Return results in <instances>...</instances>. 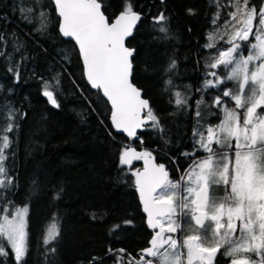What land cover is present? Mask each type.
Listing matches in <instances>:
<instances>
[{
	"label": "trees",
	"instance_id": "trees-1",
	"mask_svg": "<svg viewBox=\"0 0 264 264\" xmlns=\"http://www.w3.org/2000/svg\"><path fill=\"white\" fill-rule=\"evenodd\" d=\"M130 2L142 13L133 35L126 40V45L135 49L131 79L160 122L157 128L151 122L146 124L136 133L133 144L150 152L158 164L165 165L169 178L179 181L194 160L206 155L202 149L197 155H185L197 147L199 137H193L198 124L197 101L203 97L199 121L214 125L223 114L211 107L213 98L223 88L238 91L233 81L221 89L198 91L205 79L211 78L206 76L205 63L215 49L205 45L216 31L212 21L218 11L217 0ZM262 2L250 0V5L258 10ZM124 3L103 0L110 18L123 9ZM219 3L227 5L229 0ZM29 7H33V0H0V35L5 37L0 51L7 53L0 56V108L9 105L18 110V128L9 134L13 144L6 162L14 183L0 190V205L9 207L11 202L13 208L27 206L28 252L24 264H88L93 257L99 258L96 264H117L118 257L124 264H135L152 233L141 212L132 176L139 164L119 165L120 150L127 141L112 131L106 101L84 81L76 48L57 31L58 19L50 0H39L34 13L25 19L21 10L26 13ZM41 10L48 17L45 31H38ZM229 10L235 9H220L219 25ZM160 12L167 17V36L152 20ZM17 42L23 45L19 52L15 50ZM217 47L227 45L219 41ZM245 50L243 44L244 55ZM173 59L176 67L167 75L164 69ZM15 65L19 66V80L8 71ZM216 71L224 73L222 68ZM54 77L59 79L54 93L58 108L42 97L43 82L55 84ZM168 79L172 80L170 90H166ZM176 91L188 97L186 107L175 105L172 93ZM227 107H234V103L228 100ZM5 123L0 118V125ZM216 150L229 151L227 147ZM57 192L59 199H54ZM213 193L219 201L225 186L213 185ZM52 223L59 234L45 246L44 232ZM172 235L179 241L182 238ZM8 251V256H0V264H16L11 249ZM224 253L221 248L214 264L227 263Z\"/></svg>",
	"mask_w": 264,
	"mask_h": 264
},
{
	"label": "snow or ice",
	"instance_id": "snow-or-ice-1",
	"mask_svg": "<svg viewBox=\"0 0 264 264\" xmlns=\"http://www.w3.org/2000/svg\"><path fill=\"white\" fill-rule=\"evenodd\" d=\"M53 3L60 34L74 40L78 47L84 77L110 105L112 127L129 138L135 137L136 130L148 122L153 128L159 127V118L149 101L132 82L135 49L126 46L142 14L133 9L130 0H125L123 9L114 19L108 16L103 0H53ZM38 5L39 0H33V7L26 13L22 9L21 15L28 19ZM216 6L218 11L212 21L216 31L210 34L205 45L215 49L205 63L206 76L211 78L205 79L198 91L221 89L227 81L235 82L238 91L223 88L222 93L213 98L211 107L219 109L223 118L205 131H201L203 126L199 124L203 97L197 101L198 124L193 137L199 138L193 153L185 155H197L198 149H202L206 153L204 158L194 160L180 180L173 181L165 165L150 163V152H137L130 145L120 150V166L131 165L133 160H143L145 165L143 170L133 171L132 176L153 234L149 247L142 249L135 264H184L181 249L187 250V264H214L221 248H225L224 254L230 257H237L239 253L255 257L238 256L231 259V264H264V6L257 10L255 5H250V0H229L227 5L217 0ZM225 6L235 10H229L227 18L219 25L220 9ZM39 18L38 31H45L46 13L41 10ZM152 20L159 26L158 31L167 36L165 14L160 12ZM3 41L5 37L0 35V42ZM219 41L228 46L218 48ZM243 44L248 45L247 55L242 52ZM22 47L17 42L15 50L19 52ZM4 55L7 53L0 51V56ZM175 67L173 59L164 71L170 75ZM221 68L223 74L216 71ZM8 71L19 80L18 65L9 67ZM53 79L55 84L43 82L42 95L58 108L54 93L59 79ZM171 86L172 80L168 79L166 90ZM172 95L178 108L188 105L184 93L176 91ZM228 100L234 107H227ZM4 112L7 115H3ZM17 113L18 110L9 105L0 108V118L6 122L0 125V190L14 183L6 162L13 144L9 134L18 128ZM214 146L227 147L229 151L219 152ZM230 152H234V159ZM220 184L225 186V195L218 201L213 185ZM54 199H59V192ZM0 208L4 213L0 215V256H8L11 249L16 264H24L28 252L27 206L13 208L9 202V207L0 205ZM182 217L188 218V227L194 234L185 235L181 243L172 234L184 230ZM209 233L211 246H208ZM58 234L55 223L50 224L44 232V245H51ZM112 251L109 249V254ZM98 259L93 257L88 264H96ZM117 264H124L122 257L117 258Z\"/></svg>",
	"mask_w": 264,
	"mask_h": 264
},
{
	"label": "water",
	"instance_id": "water-1",
	"mask_svg": "<svg viewBox=\"0 0 264 264\" xmlns=\"http://www.w3.org/2000/svg\"><path fill=\"white\" fill-rule=\"evenodd\" d=\"M50 2H51V4H52V6H53L54 13H55V15H56V17H57V19H58V22H57V31H58L59 35H60L63 39L69 40V41H71V42L73 43L74 47L76 48L77 55H78V58H79V61H80V65H81L82 75H83L84 81L86 82V84L88 85V87H89L91 90L96 91L95 89H92V88H91L90 84H88L86 78L84 77V74H83V63H82V61H81V59H80V57H79V51H78V47L75 45V41L72 40L71 38L63 37V36L60 34V32H59V17H58V15H57V13H56V10H55V4L53 3V0H50ZM135 11H137V10H135ZM119 12H120V11H118L115 15H118ZM137 12H138V13H141V12H139V11H137ZM141 14H142V13H141ZM115 15H114L113 17H111V19H114V18H115ZM128 38H129V37H128ZM128 38H127V39H128ZM126 46H127V45H126ZM127 47H128V46H127ZM129 48H131V47H129ZM134 85H135V84H134ZM100 96H101V95H100ZM42 97L47 101V98H46V97H44L43 95H42ZM142 97H143V96H142ZM143 98L146 99L145 97H143ZM103 99L106 101L105 98H103ZM47 103H48V101H47ZM106 103H107V101H106ZM48 104H49V103H48ZM49 105H50L51 107H53L51 104H49ZM107 105H108V107H109L108 123H109V125H110V128L112 129L113 132H115V133H119V134H122V135H123V137H124L125 140L127 141L126 145H130L132 148L136 149V148L134 147V144H133V141L135 140V137L129 138V137L127 136L126 133H123L122 131H117L116 129H114V128L112 127L111 119H110V105H109L108 103H107ZM148 123H149V122H148ZM148 123H147V124H148ZM144 126H145V125H144ZM144 126H143V127H144ZM143 127H142V128H143ZM142 128H138V129L136 130V133H137L138 131H140ZM136 151H137V152H144V151H142V150H140V149H136ZM149 160H150V163L158 164V163L155 161V158H154L153 155H151V157H149ZM135 162H137V163L139 164V168H138V170H143V169H144L145 165H144V161H143V160H133L131 164H133V163H135ZM125 166H128V165H125ZM136 193H137L138 203H139V205H140L141 212H142V214H143V216H144L145 223H146V225L148 226V223H147V219H148V217H147V213H146V212L144 211V209H143V205H142V203H141V201H140L139 193H138L137 191H136ZM148 228H149V226H148ZM149 229H150V228H149ZM150 230L152 231V233H151V236H150L149 241L151 240V238H152V234H153V230H152V229H150ZM157 230H158V229H157ZM147 247H149V243H148V246H147ZM141 251H142V250H141ZM141 251H140V254H141ZM146 259H152V257H146Z\"/></svg>",
	"mask_w": 264,
	"mask_h": 264
},
{
	"label": "rangeland",
	"instance_id": "rangeland-1",
	"mask_svg": "<svg viewBox=\"0 0 264 264\" xmlns=\"http://www.w3.org/2000/svg\"><path fill=\"white\" fill-rule=\"evenodd\" d=\"M261 6H264V0H263V2H262V4H261ZM260 6V7H261ZM255 22H258V21H254V23ZM228 46V45H227ZM247 48H248V45L246 44V50H245V55H247L248 54V52H247ZM220 93H222V91H219ZM194 102H196V101H194ZM213 102V101H212ZM222 118H223V116H222ZM221 118V119H222ZM199 124L200 125H202L203 127L202 128H204L205 130L207 129V127L209 126V124H207L206 122H204V120H202L201 122L199 121ZM217 124H219V122L218 123H216V124H214V125H217ZM211 125H213V124H211ZM213 125V126H214ZM216 148H220L219 146H215ZM224 151V150H223ZM223 151H221V152H223ZM230 155H232L233 156V159H234V153H232V154H230ZM217 195H215V197H216ZM165 223H166V221H164ZM181 222H182V224H183V228H184V230L183 231H181V232H179L178 233V238H180V237H182L181 238V240H180V242L182 243L183 242V238H184V236L185 235H187V234H194L193 232H192V230L191 229H189V227H188V224H189V220H188V218L187 217H182L181 218ZM165 235L167 236V235H169V233H165ZM208 246H211V235H210V233H209V245ZM226 247V246H225ZM224 249V251H225V248H223ZM181 252H182V255H183V260H184V264H187V250L186 249H181ZM225 255V254H224ZM244 255H249V256H253V258H255L254 257V255L253 254H248V253H239L238 254V256H244ZM225 256H227V255H225ZM238 256L237 257H230V256H227L228 258H227V263L226 264H231V259H233V258H238ZM154 259V258H153Z\"/></svg>",
	"mask_w": 264,
	"mask_h": 264
},
{
	"label": "built area",
	"instance_id": "built-area-1",
	"mask_svg": "<svg viewBox=\"0 0 264 264\" xmlns=\"http://www.w3.org/2000/svg\"><path fill=\"white\" fill-rule=\"evenodd\" d=\"M137 139V138H136Z\"/></svg>",
	"mask_w": 264,
	"mask_h": 264
}]
</instances>
